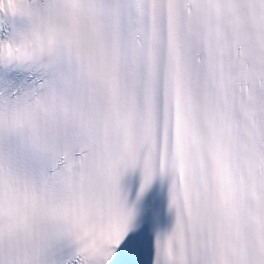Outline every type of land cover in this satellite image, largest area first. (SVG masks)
<instances>
[{"label":"snow or ice","instance_id":"obj_1","mask_svg":"<svg viewBox=\"0 0 264 264\" xmlns=\"http://www.w3.org/2000/svg\"><path fill=\"white\" fill-rule=\"evenodd\" d=\"M0 264H264V0H0Z\"/></svg>","mask_w":264,"mask_h":264}]
</instances>
